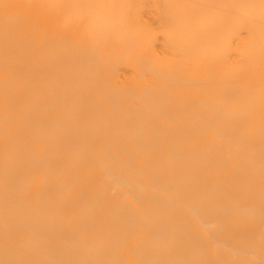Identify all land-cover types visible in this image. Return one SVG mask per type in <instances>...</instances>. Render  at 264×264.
<instances>
[{
  "label": "bare ground",
  "instance_id": "6f19581e",
  "mask_svg": "<svg viewBox=\"0 0 264 264\" xmlns=\"http://www.w3.org/2000/svg\"><path fill=\"white\" fill-rule=\"evenodd\" d=\"M0 264H264V0H0Z\"/></svg>",
  "mask_w": 264,
  "mask_h": 264
}]
</instances>
